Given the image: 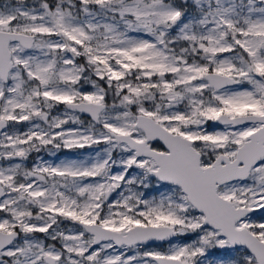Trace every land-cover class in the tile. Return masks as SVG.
I'll list each match as a JSON object with an SVG mask.
<instances>
[{"label":"snow or ice","instance_id":"6c2138e0","mask_svg":"<svg viewBox=\"0 0 264 264\" xmlns=\"http://www.w3.org/2000/svg\"><path fill=\"white\" fill-rule=\"evenodd\" d=\"M0 264H264V0H0Z\"/></svg>","mask_w":264,"mask_h":264}]
</instances>
